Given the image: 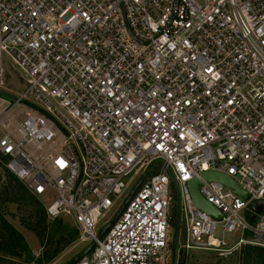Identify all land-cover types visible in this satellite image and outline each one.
Instances as JSON below:
<instances>
[{"label":"built area","instance_id":"2783aa9c","mask_svg":"<svg viewBox=\"0 0 264 264\" xmlns=\"http://www.w3.org/2000/svg\"><path fill=\"white\" fill-rule=\"evenodd\" d=\"M4 59L24 88L0 115V156L36 199L52 192L48 220L70 217L78 242L93 243L74 264H170L172 179L178 250L264 248V211L249 220L264 201V0H0V89ZM193 180L219 220L192 203Z\"/></svg>","mask_w":264,"mask_h":264},{"label":"rangeland","instance_id":"374dc122","mask_svg":"<svg viewBox=\"0 0 264 264\" xmlns=\"http://www.w3.org/2000/svg\"><path fill=\"white\" fill-rule=\"evenodd\" d=\"M4 63V71L6 73L5 77V85L2 89H0V100H4L7 102V107L11 104H14L18 97L23 92L24 88V82L22 79V75L16 70L15 67H11L8 64L7 59L3 60ZM1 133V128H0ZM1 135V134H0ZM160 162L156 161L152 164L148 165L146 168H144L142 171L139 172L137 176H134L133 180L129 183L127 190L120 196V198L116 201L114 207L109 211L99 222V225L95 231L96 235L98 234V231L106 224L111 222L114 218V216L117 215L120 207L128 197L131 189L134 187L136 182L139 180L140 176L144 173L145 177L144 180H147L151 175H153L156 170L159 167ZM4 164L0 160V175H2V182L0 184V192H4L7 196H12L10 193V190L8 189L6 191L5 185H8L7 179L5 178V171ZM132 176V175H131ZM128 179L125 180L127 182ZM14 186V185H13ZM15 187V186H14ZM173 191V198L174 203L172 204V217L173 220V226L171 228V238L173 234L174 229V221H175V212H176V191L175 188H172ZM53 195L52 192H47L44 196L40 197L38 199L39 203L44 207L51 203ZM0 210L3 214L4 218L8 221L10 225H12L18 233L21 234L23 237L25 243L27 244L28 248L30 249L31 253L35 257H39L40 253L42 252V245L40 243V240L35 237L33 233L28 231L24 224L29 221V216L27 211L24 209L21 203H0ZM61 221L64 224H69L72 227L74 226V223L70 217L61 216ZM52 222L50 220L47 221ZM177 237H176V244H175V264H177V258H181L184 260V264H239V258L240 255L237 257H230L228 259H221L217 257V254L210 251H198V250H190L187 253L186 252H179L178 248L183 243V236H184V222H183V216L181 213H179V224H178V231H177ZM215 236L219 238L220 240H224L226 243H232L238 238V234H227L222 233V230L220 227H218L215 231ZM44 242V241H43ZM91 242L86 243H80L78 240H76L72 245L64 248L60 254L50 263V264H66L71 259H73L75 256L80 254L82 251H84ZM24 257L21 258H12V260L19 264L23 261Z\"/></svg>","mask_w":264,"mask_h":264},{"label":"trees","instance_id":"16d2710c","mask_svg":"<svg viewBox=\"0 0 264 264\" xmlns=\"http://www.w3.org/2000/svg\"><path fill=\"white\" fill-rule=\"evenodd\" d=\"M4 162L5 160H2L3 164ZM3 170L8 184L4 189L6 191L9 189L12 196L5 195V191L0 192V203H21L30 218L24 227L33 233L43 245L40 256L35 257L21 234L8 223L0 210V264H16L12 258H21L22 256L24 259L19 264H50L64 248L72 245L78 239V231L75 227L64 224L61 219L48 223L44 207L38 199L28 193L5 167ZM1 182L2 175H0V184ZM173 220L172 217V226ZM179 252L183 251L178 250ZM239 261V264H264V248L244 247ZM177 264H184V260L178 257Z\"/></svg>","mask_w":264,"mask_h":264},{"label":"water","instance_id":"95a60500","mask_svg":"<svg viewBox=\"0 0 264 264\" xmlns=\"http://www.w3.org/2000/svg\"><path fill=\"white\" fill-rule=\"evenodd\" d=\"M152 164V163H151ZM145 174H142L139 178V180L136 182L134 187L131 189L128 197L120 207L117 215L113 218V220L106 226L102 227L98 231V236L103 234L104 230L110 226V224L115 220V218L119 215V213L122 211L123 207L131 197V195L135 192L141 181L144 179ZM201 179L205 182H216L219 184H222L225 188L228 190H231L238 198L242 200H247V195L227 176L216 174V173H204L201 175ZM172 185L175 188L176 191V212H175V221H174V229L173 234L171 238V245H170V264H175V244H176V237H177V231H178V224H179V192L178 187L175 181L172 179ZM187 187L189 190V194L192 200V203L194 206L199 209L200 211L206 213L207 215L211 216L214 219L219 220L220 214L217 211L216 208L211 206L209 203H207L202 196L199 193V187L200 182L198 180H193L189 183H187ZM251 211L252 215L250 216L249 220L253 221L255 219V215H260L264 211V201H256L251 205ZM93 247V243H91L84 251H82L80 254L75 256L73 259H71L66 264H74L77 260H79L81 257H83L85 254H87Z\"/></svg>","mask_w":264,"mask_h":264},{"label":"crops","instance_id":"0c3cea01","mask_svg":"<svg viewBox=\"0 0 264 264\" xmlns=\"http://www.w3.org/2000/svg\"><path fill=\"white\" fill-rule=\"evenodd\" d=\"M7 107V102L6 101H4V100H0V115L3 113V111L5 110V108ZM1 134V133H0ZM0 137H1V135H0ZM1 156H0V160H1ZM2 160L4 161L5 159L4 158H2ZM1 160V161H2Z\"/></svg>","mask_w":264,"mask_h":264}]
</instances>
